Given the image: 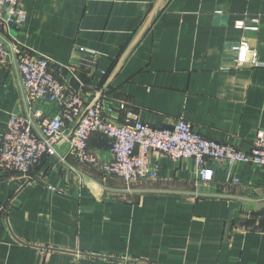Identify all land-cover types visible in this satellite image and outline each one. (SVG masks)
<instances>
[{"label":"crops","instance_id":"crops-1","mask_svg":"<svg viewBox=\"0 0 264 264\" xmlns=\"http://www.w3.org/2000/svg\"><path fill=\"white\" fill-rule=\"evenodd\" d=\"M20 6L27 23L9 28L5 10L0 38L52 61L67 92L86 104L100 100L109 121L159 129L183 119L244 152L264 131V68L222 71L242 41L264 61V0ZM238 21L254 29H238ZM59 110L30 103L17 64L0 68V135L14 114ZM111 144L99 133L89 139L100 163ZM58 151L29 178L0 170V264H264V168L238 164L230 174L223 165L203 182L193 160L154 152L157 179L128 185L79 162L67 143Z\"/></svg>","mask_w":264,"mask_h":264},{"label":"built area","instance_id":"built-area-1","mask_svg":"<svg viewBox=\"0 0 264 264\" xmlns=\"http://www.w3.org/2000/svg\"><path fill=\"white\" fill-rule=\"evenodd\" d=\"M21 1L0 0V19L4 17L5 8H9L6 10L9 17L5 19L9 28L10 23L20 27L27 23V13L21 8ZM12 16H16L15 21ZM236 28L254 29L243 21H238ZM234 51L233 65L223 67L222 71L264 68L257 49L248 42H240ZM81 52L86 51L81 49ZM13 64L18 65L32 105L50 102L57 104L60 110L50 117L38 111L34 119L12 115L6 131L0 135V170L29 178L45 158L59 155L58 147L62 143H67L69 154L82 164L97 166L103 173L116 176L128 185L157 179L158 168L151 164L154 152L167 154L174 161L193 160L196 175L203 182H211L216 170L223 165L228 167L230 174L238 164L264 168V131L256 136L252 150L244 152L203 137L183 119L172 128L158 129L142 122L119 125L103 116L100 100L86 104L78 94L68 93L65 84L57 79L54 65L48 58L16 40L0 38V68L6 69ZM67 131L71 132L70 136ZM93 133L112 141L107 162L100 163L99 156L89 149ZM234 182L240 183V179L235 178Z\"/></svg>","mask_w":264,"mask_h":264},{"label":"water","instance_id":"water-1","mask_svg":"<svg viewBox=\"0 0 264 264\" xmlns=\"http://www.w3.org/2000/svg\"><path fill=\"white\" fill-rule=\"evenodd\" d=\"M6 10H9V8L7 7V8H5ZM8 18V17H7ZM12 18V20L13 21H15L16 20V16H12L11 17ZM10 26L11 27H14L15 29H19L20 28V26H18V25H16V24H14V23H10Z\"/></svg>","mask_w":264,"mask_h":264}]
</instances>
